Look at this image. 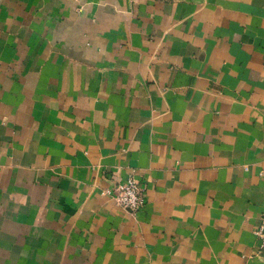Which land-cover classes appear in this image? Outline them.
<instances>
[{
  "label": "crops",
  "instance_id": "crops-1",
  "mask_svg": "<svg viewBox=\"0 0 264 264\" xmlns=\"http://www.w3.org/2000/svg\"><path fill=\"white\" fill-rule=\"evenodd\" d=\"M263 213L264 0H0V264H264Z\"/></svg>",
  "mask_w": 264,
  "mask_h": 264
},
{
  "label": "built area",
  "instance_id": "built-area-1",
  "mask_svg": "<svg viewBox=\"0 0 264 264\" xmlns=\"http://www.w3.org/2000/svg\"><path fill=\"white\" fill-rule=\"evenodd\" d=\"M136 175V171L133 170L127 179L118 181L112 188L106 189V193L112 196L118 204L129 208L133 212L142 210L147 199L146 184ZM256 234L262 240L264 246V213L262 223L256 229Z\"/></svg>",
  "mask_w": 264,
  "mask_h": 264
}]
</instances>
